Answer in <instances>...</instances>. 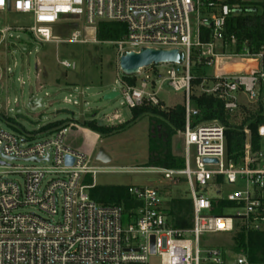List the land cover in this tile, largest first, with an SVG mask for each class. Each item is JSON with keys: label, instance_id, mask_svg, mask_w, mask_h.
<instances>
[{"label": "built area", "instance_id": "built-area-1", "mask_svg": "<svg viewBox=\"0 0 264 264\" xmlns=\"http://www.w3.org/2000/svg\"><path fill=\"white\" fill-rule=\"evenodd\" d=\"M226 1L10 0L9 10L7 0H0V12L32 16L34 25L29 31L40 42H53L51 27L69 18L81 24L84 32L94 31L95 35L101 23L123 25L125 36L107 42L117 47L120 57L143 49L181 53L184 60L180 65L143 70L139 76L144 75V81L134 88L125 84L123 96L132 109L145 101L160 105L157 96L164 85L174 92H184V168L154 170L168 181L184 179L192 202V226L184 230L175 228L168 219L156 189L129 187V194L142 205L125 214L122 207L105 206L91 199L89 191L94 184L87 185L86 179L94 181L104 169L94 167L90 157L66 146L68 128L50 135L6 132L0 128V264H152L154 257L158 264H223L222 249H203L202 237L231 234L238 223L247 231L264 233L263 149L254 151L248 138L242 162L236 167L226 158L223 126L191 125L198 115L190 99L194 58L204 63L203 67L216 68L213 80L204 79L200 90L223 101L226 111L260 104L264 109V51L258 55L229 56L236 39L226 38V24L244 10ZM242 2L251 7L258 4L255 0ZM259 3L264 4V0ZM10 30H0V46ZM207 37L209 41L204 42ZM89 42L80 30L66 41L76 45ZM92 42L100 43L97 39ZM217 44L221 45V56L215 54ZM204 49L206 53L202 52ZM237 59L256 66L234 73L224 71L226 64ZM60 65L76 68L67 61ZM161 68L167 69L166 74ZM258 134L264 140V124ZM67 157L73 159L72 166L66 165ZM206 159L218 163L207 164ZM16 163L23 166H14ZM13 175L20 176L22 182L11 178ZM240 181L243 189L222 196V187L235 186ZM208 188H217V196L208 197L204 193ZM214 199L233 203L235 206L230 209L234 215L224 213L226 209L220 216L213 215ZM152 236L155 255L151 254ZM231 264L260 263L239 255Z\"/></svg>", "mask_w": 264, "mask_h": 264}, {"label": "rangeland", "instance_id": "rangeland-1", "mask_svg": "<svg viewBox=\"0 0 264 264\" xmlns=\"http://www.w3.org/2000/svg\"><path fill=\"white\" fill-rule=\"evenodd\" d=\"M255 2L258 3V14L263 15L264 5L259 0ZM33 25L32 16L14 11L0 12V30L11 29L0 46V128L19 133L13 128L16 125L24 132L33 133L48 124L69 120L71 124L65 139L66 146L90 157L94 167L104 169L94 181L86 179L87 185L156 189L166 210L170 209L172 200L190 198V190L184 180L168 181L154 170L156 168L149 166V118L102 138L81 126L87 120H95L99 126L114 127L132 119L123 96L125 83L119 69L117 47L109 43H93L96 41L95 32H84L82 25L73 19L64 18L51 27L54 41L50 43L40 42L30 33ZM75 30H80L83 38L91 42L77 45L66 43ZM202 52L206 53L207 49ZM215 54L222 55L220 44H217ZM229 56H232L230 52ZM64 61L75 64L76 68H63L60 63ZM195 63H198L196 58L193 59V72L198 71L201 76H214L216 68L196 67ZM160 70L166 74L167 69ZM144 79V75L137 77V87ZM111 93H118L119 96L105 100V96ZM157 97L163 109L183 105L185 101L184 92H174L168 85L163 86ZM40 100L41 106L38 107L36 104ZM242 100L246 102L245 97ZM192 106L195 109L193 103ZM232 117L234 122L240 124L244 116L234 112ZM172 147L175 155L184 157L181 134L173 139ZM100 148L110 157L107 164L96 160ZM262 149L264 151V140ZM14 166L22 167L23 164L16 163ZM11 178L22 182L20 176L13 175ZM243 187L241 181L235 186L226 185L222 187V196L240 191ZM216 191L217 188H208L204 193L214 197L217 196ZM28 212L38 213L36 209H28ZM224 213L233 216L235 211L229 208ZM123 225L124 228L128 225L126 216ZM234 237V232L206 235L201 238V247L222 249L231 264L236 256ZM150 262L158 264V259L151 258Z\"/></svg>", "mask_w": 264, "mask_h": 264}, {"label": "trees", "instance_id": "trees-1", "mask_svg": "<svg viewBox=\"0 0 264 264\" xmlns=\"http://www.w3.org/2000/svg\"><path fill=\"white\" fill-rule=\"evenodd\" d=\"M228 4L241 6L244 13L228 19L226 24V38L230 40L235 37L236 44L230 47V54L234 55H258L264 51V14L259 15L257 5L251 7L250 4L243 3L242 0H227ZM264 5V4H261ZM126 34L125 27L121 24L101 23L96 31V39L100 43L116 42L121 40ZM204 42L209 39L204 38ZM193 62V61H192ZM204 62V61H203ZM193 64V63H192ZM196 67H202L204 63H195ZM154 67V66H152ZM194 73V74H193ZM213 80V77L198 75V71L191 72V102L195 106L198 115L192 119V127L217 123L225 128L226 158L228 163L239 166L245 152V145L249 138L254 151L262 148L263 140L258 134L259 127L264 124L263 106H240L235 112L244 116L242 122H234L232 114L225 109V103L217 97L200 92L204 79ZM122 81L130 87H137V77H124ZM132 119L122 125L114 127L99 126L95 120H87L81 126L102 137H107L124 130L144 118L150 119V140H149V166L151 168H162L168 170H181L184 168L183 157L177 156L173 152V139L184 133L186 128L185 106L177 105L173 108L163 109L162 105L154 106L144 102L141 106L130 109ZM2 117V115L0 114ZM12 123V119H7ZM75 122V121H74ZM71 124L69 120H62L43 126L33 134H53L54 132L68 128ZM15 130L22 133L13 125ZM248 132V133H247ZM28 133V132H27ZM180 179L179 181H183ZM185 181V180H184ZM129 187H94L89 191L91 199L105 206L122 207L125 214H130L133 209L142 204L134 199L128 192ZM170 209H165V214L173 223L175 228L189 229L192 224V202L190 198H177L170 202ZM235 205L226 200L214 199L212 214L222 215L224 209L233 208ZM235 258L245 255L251 262L264 264V233L247 231L241 224H237L234 232ZM223 251V250H222ZM224 254L223 264H230ZM234 259V258H233ZM232 259V260H233ZM231 260V261H232Z\"/></svg>", "mask_w": 264, "mask_h": 264}, {"label": "water", "instance_id": "water-1", "mask_svg": "<svg viewBox=\"0 0 264 264\" xmlns=\"http://www.w3.org/2000/svg\"><path fill=\"white\" fill-rule=\"evenodd\" d=\"M8 9L10 10V0H7ZM184 60V57L178 50L165 51L155 49H143L139 53L131 52L123 54L119 60V69L124 77H137L141 74V71L148 69L152 66L161 65H180ZM118 93H111L105 96V100H113L118 97ZM42 100H40L36 106H41ZM96 160L103 164H107L110 161V157L105 153L104 149L97 150ZM73 159L67 157L66 165L72 166ZM207 164H217V160L206 159L204 161ZM151 254L155 255V237L150 238Z\"/></svg>", "mask_w": 264, "mask_h": 264}, {"label": "bare ground", "instance_id": "bare-ground-1", "mask_svg": "<svg viewBox=\"0 0 264 264\" xmlns=\"http://www.w3.org/2000/svg\"><path fill=\"white\" fill-rule=\"evenodd\" d=\"M244 65H245V63H243L242 61H231L225 65L224 71H227V72L241 71L243 69Z\"/></svg>", "mask_w": 264, "mask_h": 264}, {"label": "crops", "instance_id": "crops-1", "mask_svg": "<svg viewBox=\"0 0 264 264\" xmlns=\"http://www.w3.org/2000/svg\"><path fill=\"white\" fill-rule=\"evenodd\" d=\"M233 61H239V59L237 60H233ZM231 62V61H230ZM245 63V65L243 66V69L242 70H246V69H250L251 67H255L256 66V63L254 62H243ZM231 73L233 72H236V71H230ZM238 72V71H237ZM95 134V133H94ZM97 137H100L99 135L96 134Z\"/></svg>", "mask_w": 264, "mask_h": 264}]
</instances>
